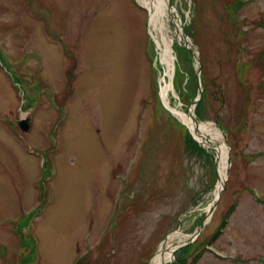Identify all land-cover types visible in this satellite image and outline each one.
<instances>
[{
	"label": "rangeland",
	"instance_id": "1",
	"mask_svg": "<svg viewBox=\"0 0 264 264\" xmlns=\"http://www.w3.org/2000/svg\"><path fill=\"white\" fill-rule=\"evenodd\" d=\"M142 1L0 0V264H151L207 216L216 152L161 98L171 82L187 112L198 63L175 40L169 76ZM170 1L205 60L195 115L228 151L170 264H264V0Z\"/></svg>",
	"mask_w": 264,
	"mask_h": 264
},
{
	"label": "bare ground",
	"instance_id": "2",
	"mask_svg": "<svg viewBox=\"0 0 264 264\" xmlns=\"http://www.w3.org/2000/svg\"><path fill=\"white\" fill-rule=\"evenodd\" d=\"M142 2L143 5L147 8L150 15V28L156 41L157 47L162 51L163 60L167 61L170 68L172 60L168 61V59H171L170 53L172 39L169 38V36L164 32V29L166 27V16L167 14H171L170 17L173 19V21L178 26V29L180 30V33L176 32L178 35V39L186 41V39H182V19L180 16H177V14H174L173 9H171L170 11V8L168 6L171 2L170 0H143ZM158 33L160 34L158 35ZM171 88L172 85L171 83H169L164 86L161 91L162 98L167 107L189 127L191 133L196 136L200 140V142H204L207 146L212 147L216 152L220 169L219 182L215 192V195L218 196L219 191H221L223 187V183H225L226 181L228 161V151L226 148V144L221 140L223 134L211 123H200L198 122V120L196 121L194 116L192 115V111L185 112L172 109L169 99ZM207 220H209V218ZM179 245L171 244L169 242L165 243V245L161 246V248L154 256L151 264H168L173 258V250L176 249Z\"/></svg>",
	"mask_w": 264,
	"mask_h": 264
},
{
	"label": "water",
	"instance_id": "3",
	"mask_svg": "<svg viewBox=\"0 0 264 264\" xmlns=\"http://www.w3.org/2000/svg\"><path fill=\"white\" fill-rule=\"evenodd\" d=\"M169 7H173V5L171 3H169ZM182 36H183L182 39H186V41L185 40H179L178 41L179 44L184 46V47H186L187 49H189V51L192 52L193 55L195 56V58L197 60V63H198V70H197L196 74H197V78H198L199 94L189 104L188 111H187V112L192 111V115L194 116V118L196 120L195 107L197 106L199 100L203 97V94H204L203 84H202V80H201V74H202L201 57H200V51H199L198 47L192 41L188 40V37L186 35V31H185L184 28H182ZM174 37L178 38L176 32H175V36ZM29 120L30 119H28V118L27 119L26 118H22L21 119L20 126H21L22 130H28V128H29ZM194 138L198 142H200V140L196 136H194ZM203 145L205 146L206 144L203 142ZM224 185H225V183H223V187H222L221 191H219L218 196L215 197V199L212 201V203H211V205L209 207L207 216L203 219V221L201 222L199 227L196 229V231L193 233L191 238H189L187 241H185L183 244L179 245L176 249L173 250V252H172L173 258L171 259V261L174 259V256H175V254H176V252L178 250H181L183 247H185L187 245H190L191 243L195 242V240L200 236V234L202 233V231L205 228L206 224L208 223L207 219L210 218L213 215V213H214V211H215V209L217 207L218 201L220 200V198L222 196V191L224 189ZM168 264H170V263H168Z\"/></svg>",
	"mask_w": 264,
	"mask_h": 264
},
{
	"label": "trees",
	"instance_id": "4",
	"mask_svg": "<svg viewBox=\"0 0 264 264\" xmlns=\"http://www.w3.org/2000/svg\"><path fill=\"white\" fill-rule=\"evenodd\" d=\"M191 35H192V33H191ZM204 63H205V60L203 61V72H204ZM188 72H189V79H191L192 78V80L193 81H195V79H196V77H197V75H195V71L194 70H192V69H189L188 70ZM202 72V84H203V88H204V96H203V98L198 102V104H197V106L199 107V106H201L202 105V103L204 104V99L206 98V96H207V88H208V86H207V83H206V81H205V76H204V73ZM182 77L183 76V71L181 70V68H178L177 69V71H176V79H175V86L176 87H179V84H178V79H179V77ZM194 87H196L195 86V84H194ZM191 93H194V92H191ZM198 93H199V91H198ZM191 101H193V100H191ZM190 101V102H191ZM90 254V253H89ZM90 256V255H89ZM83 256H81V257H79V259L74 263V264H83V263H85L86 262V260H85V258H82ZM181 261V260H180ZM180 264V263H179Z\"/></svg>",
	"mask_w": 264,
	"mask_h": 264
}]
</instances>
